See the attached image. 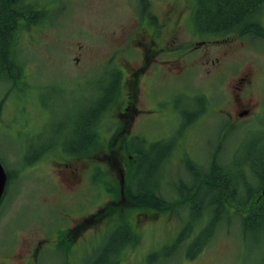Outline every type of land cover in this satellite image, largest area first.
<instances>
[{"label": "rangeland", "instance_id": "obj_1", "mask_svg": "<svg viewBox=\"0 0 264 264\" xmlns=\"http://www.w3.org/2000/svg\"><path fill=\"white\" fill-rule=\"evenodd\" d=\"M35 1L46 11L42 21L47 22L27 29L19 45L27 59L23 60L22 75L31 84L35 97L38 93L39 100L44 102L39 105L43 119L35 134L40 135V140L73 138L77 108L84 107L83 99H88L90 104L97 101L93 96L100 93L101 78L103 83V75L97 74L101 64L124 43L128 32L139 26V3L138 0ZM149 2L151 11L160 20V26L154 30V35L161 39L159 51L150 56L158 63L160 71L152 65L146 77L138 82L131 99V109L137 112L123 117L122 121L129 124L130 129L124 125L118 128L119 105L123 99L119 96L101 117L100 142L89 155L68 156L64 152L58 154L56 149L51 155H45L40 168L35 169L27 162L37 156L42 146L35 143L24 147L20 143L23 135L16 133L19 128L15 129L14 121L19 117L16 110L19 101L10 124L0 123V161L9 171H15L13 184L0 203V264H25L26 260L33 259L36 243L51 240L57 224L73 218L72 210L83 196L85 200L81 203L91 210L102 204L124 209L132 207L125 201L122 190L127 151L121 144L108 143L106 147L102 137L122 139L123 134H140L148 140L173 141L174 150L166 162L161 189L169 201L176 200V185L180 179L192 183L197 169L193 163L212 176L210 167L216 152L220 171L223 169L230 177L238 178V165L242 166L247 184L239 186L240 200L248 189L261 185V177L252 175L251 164L264 161V38L196 32L192 21L193 0ZM170 6L180 9L182 17L178 23L172 21L164 25ZM256 16L264 27V5ZM204 39L207 41L200 42ZM133 50L118 55L115 63L120 67L134 65L139 54ZM1 52L4 55V51ZM5 65L1 56L0 97L5 98L2 106L5 104L8 108L14 102L8 98L15 92L3 78ZM174 65L180 67L181 72L172 71ZM246 69L253 74L248 95L254 108L237 118L232 113V78ZM84 71L86 79L80 77ZM82 79L86 83H79L80 89L74 90L73 82H83ZM56 83H61L63 92L53 88ZM149 110L152 111L150 116L143 115ZM196 112H200L199 115L186 123L188 113L192 118ZM24 132L29 134L31 130ZM151 154V159L155 160V151ZM185 157L189 158V164L184 162ZM63 163L70 167L84 165L75 184L64 182ZM91 164L95 171L100 170L106 176L105 180L102 175V184L94 178L93 188L87 180ZM188 165L194 169L191 171ZM109 184L115 187V193L109 190ZM213 196L212 189L204 188L197 200L205 210V222L211 218L210 214L220 216L215 221L210 242L199 256L189 258L196 251L194 234L174 245L191 215L188 209L196 205L182 209V205L176 204L168 211L136 207V213L144 214L146 224L140 243L126 251L120 264H139L146 252L150 255H144L142 264H264V221L243 230L240 213L231 212L229 216L226 210L215 213L216 209L209 203ZM179 209L183 210L182 215L177 212ZM110 233L111 229L95 240L85 258L63 260L61 253L51 250L44 253L42 264H64V261L65 264H108L102 258L108 256L103 245ZM154 257L156 260H152Z\"/></svg>", "mask_w": 264, "mask_h": 264}, {"label": "flooded vegetation", "instance_id": "obj_2", "mask_svg": "<svg viewBox=\"0 0 264 264\" xmlns=\"http://www.w3.org/2000/svg\"><path fill=\"white\" fill-rule=\"evenodd\" d=\"M148 8H147V15L146 12L142 13L139 12V26L132 29L128 34L126 35L125 41L123 44L115 48L110 57L103 62V65L101 64V68H99V73L103 77V83L102 78L100 81V93L93 96L97 97V101L94 103H97L98 107H92V104H90L88 99H83L84 107L83 108H77V117L78 121L75 122V127L77 128H83L85 132H89L91 125L95 132L97 133L96 136V145L100 142L99 134L102 131V119L101 117L104 116V113L107 112L112 108L114 103L118 101L119 96L121 97V103L119 105V119L120 122L118 123V128L120 126H127L130 129L129 124L122 123L123 117L125 116H133L137 110L131 109L133 107V103L131 102V99L134 98L138 82L143 78L146 77V74L149 72L148 70L153 65L155 70H159L160 66L158 63H154L150 59V56L159 51L160 44L158 45V42H160V37H156L154 35V30L157 29L160 26V20L157 18V16L151 11L150 8V2L148 0ZM182 17V13L180 12V9L175 10V7L170 6L168 8V12H166L165 16V22H163L164 25L173 23H178V19ZM18 25L15 27V30L13 32L14 34V41L12 39V36L9 35L8 41L9 43L7 46L4 45L5 51L3 55V60L6 61V65L3 69L4 79L8 83V86L13 89L15 92L14 95L9 96L8 100L13 99L14 102H11L10 107L6 108V105L4 104L2 106V101L5 100V98L0 97V123L4 122L6 124H10V120L14 119L15 116V106L17 101L20 102V105L16 106V110L19 113V117L15 118V123L17 124L15 126V129L19 131L18 133H21L23 135L22 142L23 146H34L35 143H39L41 147V150L36 153L37 156L34 159H30L27 164L30 166H35V169L40 168V161L45 155L54 153L53 148H58L63 143H67L68 145L72 144V142H80L81 140H76V137L69 138L65 137L61 140H55L52 138H46L44 140H40L38 134H35L37 128L39 127L41 121L43 118H40L39 115V105L44 104V102H41L38 98V93L35 97V95L31 92L32 86L28 82L25 81L21 67H24L23 60L26 59L25 57L22 59L21 57L24 56L23 49H20V46L22 44V37L24 34L27 33L26 31V24L24 21L19 20ZM144 24V25H143ZM149 30L152 32L150 33ZM157 36L158 33H155ZM211 35V34H210ZM206 39L201 40L200 42H205ZM195 47V46H193ZM134 49V50H133ZM136 51L139 54L138 61L134 63V65L127 64L126 66L120 67L117 63H115V59L118 55L124 54L128 51ZM27 60V59H26ZM29 61V60H28ZM29 65V64H28ZM31 67V66H30ZM29 68V67H27ZM177 68V69H176ZM30 71V70H29ZM177 73L181 72L180 67L174 65L173 70ZM113 73H117L118 77L113 75ZM86 71H84L83 75L80 77L86 79ZM179 75V74H178ZM115 76V77H114ZM116 79L115 83V93L112 97V88L110 87L112 85V80ZM232 84H231V94H232V104H233V115L235 117H242L244 115H247L253 108V102L249 98L248 90H250V87L252 85V79L253 74L252 71L249 69L241 71L236 77L232 78ZM83 80V79H82ZM79 83H86L84 80L83 82H73L72 87L75 89H80L79 86H77ZM61 83H56L54 85V89L59 90L63 92V87L60 86ZM109 88V89H108ZM102 90H106V99L110 98L109 101H106L102 103ZM92 101V100H90ZM103 104V105H102ZM6 108V109H5ZM125 111H129L127 113H124ZM152 111H145L143 115L150 116L149 114ZM200 112H196L192 114V118H190L191 115H189V120L186 122H190L194 120L197 115H199ZM95 114H99V118L94 120L93 117ZM190 114V113H188ZM93 123V124H92ZM185 123V124H186ZM30 129L31 132L25 133L24 131L26 129ZM75 129V128H74ZM73 129V132H74ZM34 132V134H33ZM75 133V132H74ZM86 137V134H84ZM134 136H142L147 142H151L154 140H148L143 135L140 134H134L128 136L122 135V139H109L105 137H102V143L107 147L108 143L113 144H121V147L127 148V142L130 138ZM89 141V140H87ZM84 140L82 144L86 145L89 142ZM70 143V144H69ZM43 148L48 149L46 152L42 151ZM50 154V155H51ZM55 155V154H54ZM219 159L218 157L212 158V160ZM2 164L5 173H6V182L4 187V192L1 201L7 196L10 187L12 186V176L15 171H9L3 163ZM64 166V182L68 184H75L78 180V177L82 174L84 170V165H77L74 164L72 167L68 166V163H63ZM98 166H96L97 168ZM86 168V167H85ZM95 166L94 164H91L89 167L88 173V181L89 184L94 187L93 182L94 178H97L99 180V183L102 184V171L97 170L95 172ZM220 168V167H219ZM96 173V175H95ZM11 176V177H10ZM103 176L106 180V176L103 173ZM240 183V182H239ZM247 184V183H246ZM242 184H239V186ZM238 186V187H239ZM247 186V185H246ZM264 186V184H263ZM240 187L238 188V191H240ZM249 190V189H248ZM111 195H114L113 193ZM122 197V196H121ZM84 196L82 198V201H78L75 208H73V218L69 220L68 222H60L57 224L56 229L54 230V236L51 240H45L42 239L38 241L34 247V257L33 259L26 260L25 264H42V257L44 253L49 251H56L57 253H61V258L64 260L69 259H82L85 258V254L91 250V247L93 243H95V240L99 239V237H102L106 231L108 232L111 229V233L107 237L109 238L111 234L114 233V231L120 227L125 226L127 227L129 231V235H136L137 241H130L133 240L132 235L129 237L130 240L125 239L123 240L122 236H118L117 239H119L118 246H112L109 250H107V257L106 260L108 264H120L124 254L128 249H134L141 241V234H142V228L143 225L146 224L145 222V216L143 213H136V207L135 205H128L132 206L130 209H124V207H118V205L110 206V205H104L102 206H96L94 209L86 208L83 202ZM264 201V187L262 189H259V192L253 194L252 196L249 195V198L247 199L246 206L241 209L240 214L241 216H249L250 211L253 207L257 206L260 201ZM86 204V203H85ZM211 206H214V209H216L217 212H223L226 210L229 213L233 212L236 213L237 207L235 204H223L220 206L214 205L210 203ZM87 206V205H86ZM134 207V208H133ZM136 208V209H135ZM143 208V207H139ZM213 209V211H214ZM199 211L201 212L199 216V224L196 227L195 231L196 233H193L195 236H199L198 244L196 247V254L194 256H191L189 258L193 259L201 252H204L206 246L210 242V239L212 235L214 234V224L215 221L217 222V219L220 218L219 215L213 216L211 215V218L209 217V221L205 222V219L207 216L203 214L205 210L203 209L202 203L199 205ZM69 212V211H68ZM239 212V211H238ZM111 223L114 224L113 227H111ZM206 225H210L207 229V231H204ZM194 231V232H195ZM107 240V238H106ZM106 243V242H105ZM178 243H174L175 246H177ZM105 245H103L104 247ZM145 257L146 255H150L149 252L144 253ZM144 255L139 259L138 263L142 264V259ZM156 260V257L152 258V260ZM65 264V261H64Z\"/></svg>", "mask_w": 264, "mask_h": 264}, {"label": "trees", "instance_id": "obj_3", "mask_svg": "<svg viewBox=\"0 0 264 264\" xmlns=\"http://www.w3.org/2000/svg\"><path fill=\"white\" fill-rule=\"evenodd\" d=\"M138 3L139 12H146L145 14L147 15V8L149 6L148 0H138ZM263 5L264 0H193L192 21L194 29L196 32L202 34L209 33L211 35H224L235 33L239 36L249 35L250 37L264 38V27L256 16ZM45 13L46 11L43 8H40V3L35 0H0V57L2 56L3 58L1 50L5 51L4 45L7 46L9 43V35L12 36L14 41L15 33L13 34V32L18 25L17 22L19 20L24 21L26 28L29 29L30 27H36L37 25L47 22L42 21L45 18ZM21 58L23 59L24 57ZM113 75L118 77L117 73H113ZM116 81V79L112 80V85L110 86L113 89L111 93L112 97L115 93ZM106 93V90H102V103L111 99V97L106 99ZM92 107H98L97 103H93ZM189 115L190 114H188V116ZM94 118H99V114H95L93 119ZM95 119L92 121H95ZM92 126L94 125H91L89 132H85L82 127H75L74 132L76 140L81 141H75L72 142V144L69 143L70 145L63 143L60 147L53 148V151L56 152L57 149L58 154L64 152L65 155L75 157L89 155L96 147L97 133ZM84 134H86V137ZM84 140H89L87 141L89 143L86 145L82 144ZM47 150L48 149L46 148L42 149L44 152ZM173 150V141H166V143L161 140L147 142L142 136H134L130 138L127 142L126 157L124 156V160L126 159L127 164L126 169L124 170L125 181L122 190L125 201L128 203L143 208L150 207L157 211H168L176 204L182 205V209H186L183 206L190 208L188 205H196L197 207L192 208V210L188 209V213L189 215L191 213V217L189 216L184 224V230L175 241L178 244L191 237L199 224V216L201 212L199 211L200 203H198L197 200L201 190H204V188L212 189L214 191V196L209 203L217 206L233 203L239 207L237 208L239 212L236 211V213H240L241 209L246 206L249 195L252 196L259 192V189L261 190L262 187H264V161H259L258 164H251L252 175L261 177V185L257 188L249 189L246 196L240 200V196H238V193L240 192L238 191V186L239 184L246 183V179L241 172L242 166L240 164L238 165V169L240 170L238 171V178L240 179H238L236 177H230L223 171V169L220 171L218 165H221V163L212 160L210 167L212 170L211 173H213L212 176H210V173L208 174L205 171H202V169H199L198 166L193 163L197 169L194 171L195 173L192 183L189 184L180 179L179 183L176 185V200L169 201L165 198L161 189L163 186V180L165 179V165ZM152 151H155V156L157 157L155 160L151 159ZM214 157H217V152L212 155V158ZM185 159H183V161L185 160L184 162L189 164V158L185 157ZM188 168L191 171L194 169L192 165H188ZM95 172H97V170ZM109 186L110 184L108 187ZM184 189L186 191H184ZM109 190L114 192L116 189L112 186L109 187ZM177 212L182 215L183 210L179 209ZM215 213L217 214L218 212ZM263 221V200L260 201L257 206L252 208L249 216H241L243 230L250 226H259V223H262ZM209 226L210 225H206L204 231H207ZM120 235L125 241V239L130 240L129 237L132 234L129 235L127 227H118L114 233L110 235L108 240L105 241V253H107V250L112 246H118L117 237H120ZM132 238L133 240L130 241L136 242L138 237L132 235ZM198 240L199 236L194 235L195 247H197ZM196 252L197 251L194 252L193 256ZM105 258H102L103 262H107Z\"/></svg>", "mask_w": 264, "mask_h": 264}, {"label": "water", "instance_id": "obj_4", "mask_svg": "<svg viewBox=\"0 0 264 264\" xmlns=\"http://www.w3.org/2000/svg\"><path fill=\"white\" fill-rule=\"evenodd\" d=\"M5 182H6V173L2 164L0 163V200L2 199L3 196Z\"/></svg>", "mask_w": 264, "mask_h": 264}]
</instances>
